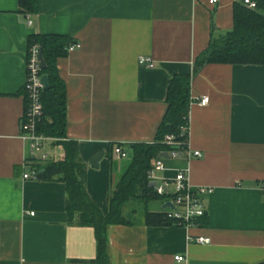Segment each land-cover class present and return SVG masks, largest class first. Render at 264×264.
<instances>
[{
	"label": "crops",
	"instance_id": "0c3cea01",
	"mask_svg": "<svg viewBox=\"0 0 264 264\" xmlns=\"http://www.w3.org/2000/svg\"><path fill=\"white\" fill-rule=\"evenodd\" d=\"M36 2L38 13L25 15L18 0H0V264H102L94 229L68 224L65 185L22 178L63 156L48 140L41 162L23 138L28 38L34 34L64 35L79 45L56 63L65 87L66 139L77 143L86 192L103 213L110 187L131 159L129 147L154 140L169 79L192 76L188 148L201 157L163 158L156 175L171 179L187 170L192 188L211 189L202 196L205 217L193 227H150L129 205L133 225L106 229L107 264L264 263V66L195 69L211 40L232 29L233 4L243 0ZM203 97L209 100L200 106ZM110 144L121 145L127 157L117 159ZM97 153L103 156L93 168ZM196 237L210 243L197 244ZM178 255L184 262L174 261Z\"/></svg>",
	"mask_w": 264,
	"mask_h": 264
},
{
	"label": "trees",
	"instance_id": "16d2710c",
	"mask_svg": "<svg viewBox=\"0 0 264 264\" xmlns=\"http://www.w3.org/2000/svg\"><path fill=\"white\" fill-rule=\"evenodd\" d=\"M256 8L250 9L243 3H234L232 9V29L219 39L211 40L208 48L195 60L196 71L207 64L258 65L264 66V0H252ZM22 14L38 13L36 0H18ZM72 40L64 35L34 34L28 38V48L37 45L42 50L45 70L42 76L48 78V89L41 93L42 113L36 123L35 132L61 146L60 160H47L36 167L37 178L42 181H58L65 185L66 216L68 224L94 229L97 242L96 260L107 264L106 229L111 225L131 226L134 217L126 216L132 205V212L143 213L145 226H183L168 218L166 210L152 211V204H164L165 197L156 194L147 179L153 163L161 153L177 150L183 145H167L166 136L183 144L188 137L182 129L189 126L190 85L192 76H172L167 85V110L151 143L133 144L128 166L110 187L106 211L103 213L89 198L86 192V167L78 154L77 143L66 139L65 87L56 67L59 59L66 57ZM25 111L28 96L23 89ZM117 144H110V150ZM42 171V172H40ZM136 206V207H135ZM205 217V216H204ZM203 217V218H204ZM197 225L201 224V220ZM264 264V263H262Z\"/></svg>",
	"mask_w": 264,
	"mask_h": 264
},
{
	"label": "built area",
	"instance_id": "2783aa9c",
	"mask_svg": "<svg viewBox=\"0 0 264 264\" xmlns=\"http://www.w3.org/2000/svg\"><path fill=\"white\" fill-rule=\"evenodd\" d=\"M218 0H208V3L213 5ZM243 4L250 9H255V3L252 0H243ZM32 21L27 18V25H31ZM79 48L78 44L71 45L68 48L69 52ZM40 48L37 45H32L28 48L26 57V82L24 88L28 96V107L24 114L23 119V138L29 142L30 153L32 156L40 155L41 162L47 160L48 156L44 151V144L49 139L37 135L35 132V126L38 122L41 113V93L44 90L41 82L42 74L39 61ZM138 63L148 68H153L154 64L151 59L139 58ZM208 98L203 97L198 101L200 106H205L208 103ZM182 132H187L188 128L182 129ZM165 142L167 145H183L184 149L179 152L173 150L170 152H164L168 155V159H176L179 157L186 158L189 160L191 157L200 158L201 153L197 151H190L188 148V137L183 144L174 141L172 136H166ZM163 154V153H161ZM160 154V155H161ZM113 155L117 159H125L127 157L121 145H115L113 148ZM154 161L153 168L148 172L147 179L151 183H154V190L159 196L165 197V203H170L173 208H166L168 218L182 224L184 227H193L197 225V221L203 218L206 214V209L203 203L202 196L210 194L211 189L205 187L192 188L188 182L187 170H179L171 179H159L156 175L157 172L164 170L162 163L163 157L161 156ZM24 180L37 178V171L33 170L29 174H23ZM33 216V213H31ZM194 242L200 245H207L210 243L208 238L196 237ZM183 256L174 257L176 263L184 262Z\"/></svg>",
	"mask_w": 264,
	"mask_h": 264
},
{
	"label": "water",
	"instance_id": "95a60500",
	"mask_svg": "<svg viewBox=\"0 0 264 264\" xmlns=\"http://www.w3.org/2000/svg\"><path fill=\"white\" fill-rule=\"evenodd\" d=\"M39 61H40V67H41V70H45L46 66H45V63H44V60H43V56H42V50L40 49V52H39ZM41 82H42V85H43V89L46 90L48 89V78L47 76H42V79H41ZM103 156V153H97L96 155H94V157H92V159L90 160L89 164L91 167L93 168H97L98 167V162L100 160V158ZM163 157L164 159H168V155L166 153H163L160 155V157ZM154 183H151L150 184V187H154ZM166 208H173V206L170 204V203H165L163 205V209H166Z\"/></svg>",
	"mask_w": 264,
	"mask_h": 264
},
{
	"label": "rangeland",
	"instance_id": "374dc122",
	"mask_svg": "<svg viewBox=\"0 0 264 264\" xmlns=\"http://www.w3.org/2000/svg\"><path fill=\"white\" fill-rule=\"evenodd\" d=\"M154 206H155V208H154L155 210H159L160 209L159 204L156 203V204H154ZM126 215H127V211H126ZM142 217H143V213H142L141 210H139L138 213H137V220H141Z\"/></svg>",
	"mask_w": 264,
	"mask_h": 264
}]
</instances>
